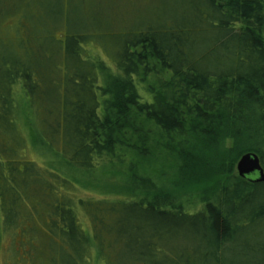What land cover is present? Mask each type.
<instances>
[{
	"label": "trees",
	"instance_id": "16d2710c",
	"mask_svg": "<svg viewBox=\"0 0 264 264\" xmlns=\"http://www.w3.org/2000/svg\"><path fill=\"white\" fill-rule=\"evenodd\" d=\"M18 84L39 137L76 168L156 148L221 182L190 203L130 167L140 198L78 196L17 159ZM246 152L264 171V0H0V230L27 235L38 264L92 250L102 264H264V182L224 177Z\"/></svg>",
	"mask_w": 264,
	"mask_h": 264
},
{
	"label": "rangeland",
	"instance_id": "374dc122",
	"mask_svg": "<svg viewBox=\"0 0 264 264\" xmlns=\"http://www.w3.org/2000/svg\"><path fill=\"white\" fill-rule=\"evenodd\" d=\"M10 23H12V21L7 19L1 23V27L5 29ZM87 49L91 55H100V57L104 59L107 58L102 49L93 43L89 44ZM14 98L17 107V130L22 138L23 146L22 150L18 147L17 159L22 157V151L28 160H32L36 164L47 167L69 179L77 187L75 189V194L78 196L110 200L140 198L142 196L140 192L133 188H129L125 184L131 171L130 167L136 172H144L152 175L159 181L167 183V186L179 188L178 190H180L181 194L184 192V196L188 193L189 196H185V202L190 201V203L195 201V203L198 204L200 199L196 195L197 193L199 194L205 190L209 192L211 188L217 186L221 182L220 177L222 175H220L218 168L214 170L201 168L200 172H197L198 174L189 173V175H187L184 173L183 176L175 170L176 161L168 154L164 156V151L162 149L157 150L156 148L149 149L148 155L136 154L132 150H122V154H118L90 170L76 168L64 160L56 149L47 145L46 142L39 137L28 100L19 84L14 87ZM122 156L124 158H121ZM230 159L229 157L227 162ZM237 160L228 163V167H225L228 173L224 175V177H227L230 173L237 172ZM18 162H21V160H18ZM186 189H189V192H185ZM186 197H188V199ZM78 211L81 227L86 232H89L90 224L87 216L83 211ZM10 233L12 232L7 233L0 230V264H38L36 262L38 257L37 253L30 250V246H32L34 242L31 241L30 244L27 235L23 233H20V240H15L12 237L13 233ZM9 237H11V239ZM39 257L41 258L40 255ZM87 264H102L97 258L95 250L91 251V257Z\"/></svg>",
	"mask_w": 264,
	"mask_h": 264
},
{
	"label": "water",
	"instance_id": "95a60500",
	"mask_svg": "<svg viewBox=\"0 0 264 264\" xmlns=\"http://www.w3.org/2000/svg\"><path fill=\"white\" fill-rule=\"evenodd\" d=\"M237 174L253 182H264V171L256 153L246 152L236 162Z\"/></svg>",
	"mask_w": 264,
	"mask_h": 264
},
{
	"label": "bare ground",
	"instance_id": "6f19581e",
	"mask_svg": "<svg viewBox=\"0 0 264 264\" xmlns=\"http://www.w3.org/2000/svg\"><path fill=\"white\" fill-rule=\"evenodd\" d=\"M237 173V172H236Z\"/></svg>",
	"mask_w": 264,
	"mask_h": 264
}]
</instances>
